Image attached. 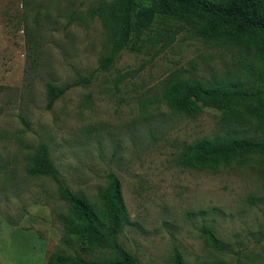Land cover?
Listing matches in <instances>:
<instances>
[{
    "label": "rangeland",
    "instance_id": "1",
    "mask_svg": "<svg viewBox=\"0 0 264 264\" xmlns=\"http://www.w3.org/2000/svg\"><path fill=\"white\" fill-rule=\"evenodd\" d=\"M113 1L0 0V264H45L58 248L73 253L60 240L68 204L56 182L25 171L40 142L48 143L64 183L91 203L106 173L117 175L127 218L117 239L140 264H172L175 249L183 264H264V157L203 169L176 163L179 150L203 136L262 134L222 107L174 112L164 95L169 75L244 79L239 59L248 62L253 50L209 44L187 24L154 12L132 29L110 68L100 69L106 31L87 10ZM151 2L136 0L138 7ZM79 76L89 81L45 106L46 81ZM204 226L223 249L206 241ZM111 253L100 247L84 256Z\"/></svg>",
    "mask_w": 264,
    "mask_h": 264
},
{
    "label": "trees",
    "instance_id": "2",
    "mask_svg": "<svg viewBox=\"0 0 264 264\" xmlns=\"http://www.w3.org/2000/svg\"><path fill=\"white\" fill-rule=\"evenodd\" d=\"M154 12L187 24L196 36L209 44L227 49L240 48L244 54L253 50L248 62L242 63L239 59L245 76L242 80L208 83L167 76L164 95L172 111L195 116L199 106L222 107L229 114L252 122L253 132L262 134L203 136L186 143L179 150L176 163L182 167L203 169L230 163L241 165L256 153L264 157V0H152L148 7H138L136 0H114L110 6L99 2L87 10L90 16H100L106 31V50L97 58L98 68H110L115 56L129 42L132 29L138 30L149 23ZM88 81V76L59 84L46 81L45 106L50 107L72 86ZM50 154L48 143L40 142L27 159L25 171L30 176H47L56 182L59 197L68 204L67 211L61 214L64 236H60V240L73 253L58 248L49 253L46 264H140L137 256L117 239L127 221L117 175L113 171L106 173V183L99 188L94 204L64 183ZM262 175L264 177V166ZM202 231L210 245L223 249V244L209 226H204ZM100 247H109L111 255L100 260L84 256V253ZM183 262L181 253L175 249L172 264Z\"/></svg>",
    "mask_w": 264,
    "mask_h": 264
},
{
    "label": "crops",
    "instance_id": "3",
    "mask_svg": "<svg viewBox=\"0 0 264 264\" xmlns=\"http://www.w3.org/2000/svg\"><path fill=\"white\" fill-rule=\"evenodd\" d=\"M45 248V247H44ZM45 264H46V260H45Z\"/></svg>",
    "mask_w": 264,
    "mask_h": 264
}]
</instances>
